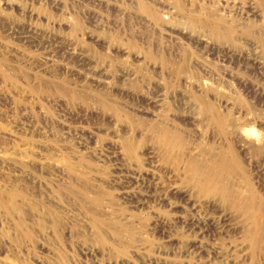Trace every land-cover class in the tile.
Segmentation results:
<instances>
[{"label":"rangeland","instance_id":"rangeland-1","mask_svg":"<svg viewBox=\"0 0 264 264\" xmlns=\"http://www.w3.org/2000/svg\"><path fill=\"white\" fill-rule=\"evenodd\" d=\"M261 134L264 0H0V264H264Z\"/></svg>","mask_w":264,"mask_h":264},{"label":"bare ground","instance_id":"bare-ground-1","mask_svg":"<svg viewBox=\"0 0 264 264\" xmlns=\"http://www.w3.org/2000/svg\"><path fill=\"white\" fill-rule=\"evenodd\" d=\"M205 106L211 108L212 103L206 102ZM218 122L222 123V118L219 115L215 116ZM258 141L264 143V135L258 136ZM190 169L193 171V181L198 191L204 195H220L224 201H228V197L232 195L231 187L224 184V178L228 172H230L232 166L241 169L238 155L233 152L229 157L227 155L219 156L215 165H207L193 160L190 162ZM237 197V196H236ZM250 184L247 189V197L242 200L237 198L235 206L242 209L251 220H253V228L248 231L247 238L251 242L253 248H256L261 240L262 233L264 232L257 220V216L264 210L263 201ZM243 201V202H242ZM241 202V203H240Z\"/></svg>","mask_w":264,"mask_h":264}]
</instances>
